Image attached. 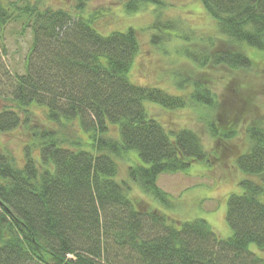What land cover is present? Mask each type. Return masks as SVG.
I'll use <instances>...</instances> for the list:
<instances>
[{"label": "trees", "instance_id": "trees-1", "mask_svg": "<svg viewBox=\"0 0 264 264\" xmlns=\"http://www.w3.org/2000/svg\"><path fill=\"white\" fill-rule=\"evenodd\" d=\"M91 1L71 0L68 11L40 0H0V133L29 127L39 153L33 157L26 145L20 166L0 153V264H264L251 249L264 251V114L248 119L225 109L198 80L186 96L134 84L137 31L101 34L94 28L99 13L84 16ZM121 1L128 13L148 4L159 13L166 0ZM194 1L222 36L209 38L210 47L224 43L209 54L185 49L196 66L245 72L254 63L244 50L264 57V0ZM14 23L31 34L23 74L9 72L2 60L4 31ZM162 26L164 33L173 30ZM192 103L213 113L204 126L216 152L238 137L244 122L246 147L234 158L244 178L240 192L226 200L227 238L204 219L175 221L129 194L136 185L170 207V196L157 186L160 175L218 160L196 131L167 128L146 110V104L174 111ZM33 108L43 109L54 129H40ZM66 123L86 140L61 133L57 126ZM133 151L140 164L128 165L126 180L118 179V159Z\"/></svg>", "mask_w": 264, "mask_h": 264}, {"label": "rangeland", "instance_id": "rangeland-1", "mask_svg": "<svg viewBox=\"0 0 264 264\" xmlns=\"http://www.w3.org/2000/svg\"><path fill=\"white\" fill-rule=\"evenodd\" d=\"M3 1V0H2ZM7 1V0H5ZM34 2V0H30ZM42 6L52 9L73 10L71 0H40ZM121 0H93L85 5L84 16L88 18L97 14L94 28L103 35L113 31H125L133 28L138 33L139 52L129 73L130 81L138 86L158 87L164 91L186 96L193 90V81L212 90L216 102L231 112H238L248 119L264 114V57L246 49L244 52L253 59L254 65L248 71H233L225 67L213 68L196 66L187 57L186 50L209 54L212 47L222 48L223 42L214 41L212 47L209 38H221L215 20L204 7L194 0H166L159 13L153 5L141 8L138 12L128 13ZM159 15V16H158ZM159 23V24H158ZM170 23L173 30L164 33L162 25ZM158 25L160 31H154ZM161 40L152 43V35ZM217 42V43H216ZM31 43L28 29L21 31L19 23L9 24L4 31L5 55L2 60L14 74H23L25 58ZM186 49V50H185ZM181 85V86H179ZM2 107V101H0ZM9 107L13 104L5 103ZM32 121L40 129H54L46 121L41 108L32 109ZM149 115L168 127H187L196 131L211 155L219 154L216 161L194 163L185 173L173 175L162 174L158 177L157 186L168 193L172 206L166 207L151 195L132 185L130 196L139 202L146 203L161 211L175 221L204 219L220 238H227L231 230L226 222V200L231 193L240 192L239 181L244 178L236 168L234 158L246 145L243 135L244 122L238 126V137L229 142L225 149L214 151V143L206 131L205 119L213 115L211 110L189 104L184 109L167 110L154 104H146ZM67 125V126H66ZM57 126L61 133L71 132L86 137L79 132L76 124L66 123ZM205 125V126H204ZM67 128V129H66ZM111 133L114 128L110 127ZM58 136H61L58 133ZM34 139L30 136L29 127L22 125L8 132L0 133V153H9L18 166L22 165L24 148L32 146V156L39 155L33 148ZM222 148V147H221ZM136 152H130L118 159V179L126 180L127 166L140 164ZM251 249L264 256V251Z\"/></svg>", "mask_w": 264, "mask_h": 264}]
</instances>
